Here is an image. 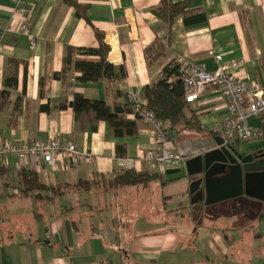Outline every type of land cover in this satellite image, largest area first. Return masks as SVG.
I'll use <instances>...</instances> for the list:
<instances>
[{
    "label": "crops",
    "instance_id": "crops-1",
    "mask_svg": "<svg viewBox=\"0 0 264 264\" xmlns=\"http://www.w3.org/2000/svg\"><path fill=\"white\" fill-rule=\"evenodd\" d=\"M13 1L0 0V143L56 139L91 160L49 165L0 156V264H264V202L243 195L211 206L205 196L192 203L186 179L165 175L116 187L114 178L124 170L154 174L142 159L148 132L138 119L133 136H114L104 121L81 129L70 107L75 93L110 108L122 103L118 92L137 93L146 102L144 89L173 59L214 72L220 55L236 78L264 88V0H187V24L182 16L174 19L165 55L150 66L144 52L164 34L151 12L159 0H75L86 8V19L65 0H26L22 16ZM25 23L33 49L20 33ZM98 34L114 75L121 67L123 79L84 84L72 68L53 78L69 49L97 48ZM190 109L202 130L176 134L175 146L188 151L204 140H226L225 101L214 88ZM126 118L134 119L130 113ZM249 123L261 133V119ZM231 145L252 155L263 151L264 140ZM128 159L132 169L120 165ZM22 169L36 173L47 189L23 196Z\"/></svg>",
    "mask_w": 264,
    "mask_h": 264
},
{
    "label": "trees",
    "instance_id": "trees-1",
    "mask_svg": "<svg viewBox=\"0 0 264 264\" xmlns=\"http://www.w3.org/2000/svg\"><path fill=\"white\" fill-rule=\"evenodd\" d=\"M72 6L78 17L86 19V8L78 4L75 0H65ZM152 14L163 26L164 34L156 37L153 44L144 52V57L148 66L159 63L166 53V49L170 42V30L176 17L182 16L184 23L187 24L188 1L174 2L173 0H159V5L151 10ZM197 20H204L203 16ZM97 48H75L69 49L68 53L62 61V69L59 73L53 75V78L59 79L62 75L72 68L74 73L79 74L76 80L80 83H96L101 80L112 81L113 79H123V68L119 67L120 75H114L115 66L107 61L108 46L103 42L102 35H97ZM179 61L173 59L163 66L161 78L150 84L144 89V98L146 106L161 121L168 134L172 139L176 134L183 131H200L198 121L194 112L190 109V105L184 101V89L179 80ZM8 90L1 93V97L8 94ZM122 103L110 108L104 101L89 100L82 95L75 93L71 102V109L75 122L81 129L86 127L87 123H91L93 129L96 128L100 121L107 122L112 133L116 137L133 136L136 133L137 120L132 114L134 113L133 105L129 101L128 96L118 92ZM131 114L132 119H127L126 115ZM261 133L258 134L264 140V122L261 124ZM121 145L116 146V154L120 158L123 156ZM2 171L0 170V175ZM156 173L149 175L148 173H137L133 170H124L123 173L114 178L116 187L133 186L144 183L149 178H154ZM20 184L22 186L21 194L27 196L30 192L42 191L47 189L42 185L36 173L22 169L19 172ZM88 186V182H85ZM66 189L67 185L59 187Z\"/></svg>",
    "mask_w": 264,
    "mask_h": 264
},
{
    "label": "built area",
    "instance_id": "built-area-1",
    "mask_svg": "<svg viewBox=\"0 0 264 264\" xmlns=\"http://www.w3.org/2000/svg\"><path fill=\"white\" fill-rule=\"evenodd\" d=\"M14 13L22 16L26 12V0H14ZM30 24L25 23L20 28V33L30 38V47L34 48V41L30 37ZM218 68L209 72L204 65L179 61V80L184 89V101L193 104L200 98L207 88H214L224 99L226 115L222 128L226 132V141H249L258 137V130L250 125L249 119L257 117L264 122V88L249 84L236 78L230 72V64L222 63V57L216 55ZM133 105L136 117L144 126L150 136V147L143 153L142 159L151 171L164 176L167 170L179 169L183 166L184 159L177 153L173 140L161 121L147 108L146 103L137 93L127 94ZM0 156L14 157L19 162L31 157L52 165L56 161L72 164L88 163L91 155L80 151L74 144L61 142L56 139L45 141H17L1 142ZM133 161L120 160V165L132 169ZM48 234V233H47Z\"/></svg>",
    "mask_w": 264,
    "mask_h": 264
},
{
    "label": "water",
    "instance_id": "water-1",
    "mask_svg": "<svg viewBox=\"0 0 264 264\" xmlns=\"http://www.w3.org/2000/svg\"><path fill=\"white\" fill-rule=\"evenodd\" d=\"M201 144L187 151L176 142L184 165L165 173L167 179H186L192 203L205 196V205L211 206L243 195L264 202V151L258 157L243 155L222 137Z\"/></svg>",
    "mask_w": 264,
    "mask_h": 264
},
{
    "label": "flooded vegetation",
    "instance_id": "flooded-vegetation-1",
    "mask_svg": "<svg viewBox=\"0 0 264 264\" xmlns=\"http://www.w3.org/2000/svg\"><path fill=\"white\" fill-rule=\"evenodd\" d=\"M263 151H264V149H263ZM259 153V152H258ZM258 153H255V154H252L253 155V157H258L259 156V154Z\"/></svg>",
    "mask_w": 264,
    "mask_h": 264
},
{
    "label": "rangeland",
    "instance_id": "rangeland-1",
    "mask_svg": "<svg viewBox=\"0 0 264 264\" xmlns=\"http://www.w3.org/2000/svg\"><path fill=\"white\" fill-rule=\"evenodd\" d=\"M223 205V204H222Z\"/></svg>",
    "mask_w": 264,
    "mask_h": 264
}]
</instances>
